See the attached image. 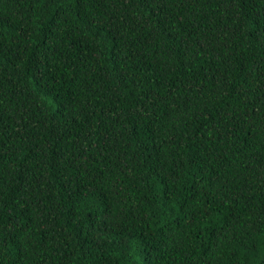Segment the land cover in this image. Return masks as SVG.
<instances>
[{
	"label": "trees",
	"instance_id": "trees-1",
	"mask_svg": "<svg viewBox=\"0 0 264 264\" xmlns=\"http://www.w3.org/2000/svg\"><path fill=\"white\" fill-rule=\"evenodd\" d=\"M0 264H264V0H0Z\"/></svg>",
	"mask_w": 264,
	"mask_h": 264
}]
</instances>
